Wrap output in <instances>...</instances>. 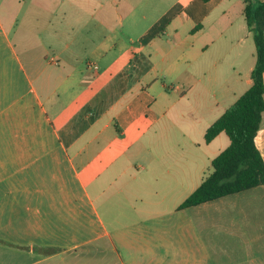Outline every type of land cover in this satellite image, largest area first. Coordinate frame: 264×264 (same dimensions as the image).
<instances>
[{
	"label": "crops",
	"instance_id": "1",
	"mask_svg": "<svg viewBox=\"0 0 264 264\" xmlns=\"http://www.w3.org/2000/svg\"><path fill=\"white\" fill-rule=\"evenodd\" d=\"M2 7L12 14L0 16V264H63L87 246L114 251L113 264H210L226 251L201 229L256 243L264 186L178 210L229 145L224 133L205 144L206 129L252 85L243 0ZM175 94L203 133L180 159L150 144ZM254 143L264 161V113ZM161 148L170 160L154 154Z\"/></svg>",
	"mask_w": 264,
	"mask_h": 264
},
{
	"label": "trees",
	"instance_id": "2",
	"mask_svg": "<svg viewBox=\"0 0 264 264\" xmlns=\"http://www.w3.org/2000/svg\"><path fill=\"white\" fill-rule=\"evenodd\" d=\"M243 1V14L256 52V62L251 72L252 85L206 129L205 144L224 133L229 139V145L212 160V172L179 205L178 210L264 186V161L254 143L264 113V1ZM37 250L42 255H52L57 251L54 248Z\"/></svg>",
	"mask_w": 264,
	"mask_h": 264
},
{
	"label": "rangeland",
	"instance_id": "3",
	"mask_svg": "<svg viewBox=\"0 0 264 264\" xmlns=\"http://www.w3.org/2000/svg\"><path fill=\"white\" fill-rule=\"evenodd\" d=\"M2 2L8 3L11 0H0ZM5 8H0V16H7L10 17L12 14L11 8L10 12L3 13V10ZM11 13V14H10ZM180 95L175 94L172 98L173 101H176V103H173V109L168 112L166 116H164L158 123V127L162 131V135L160 138H154L153 141L150 142L151 145H157V146H170L171 147V154L174 150L176 151L174 153V156H177V159L181 158V152L179 151L180 147H185L187 145H190V143H203V133H202V124L196 123L194 126H191V119L189 117H185V114L187 113L186 110V101L185 100H179ZM147 142V139H145ZM163 148L159 149L157 151L156 155L165 158L163 160L168 161L166 155L167 152L162 151ZM185 151V148H184ZM216 151L212 148V146L209 148V154L212 156L213 153ZM151 159V156L148 158H145L144 161L146 163ZM143 161V162H144ZM168 166V165H166ZM165 171V168H161V174ZM153 174L154 171H153ZM152 175L151 173L147 174L146 177ZM142 177L138 176V179H141ZM150 181V179H148ZM153 190L147 189L145 191V194L143 195V198L148 201V199L152 198ZM257 197V204L261 209L262 213H264V193L262 190L258 191L256 193ZM241 202V201H240ZM257 225H256V233H257V239L256 243H245L244 240L242 242H237L236 237L233 236V232L228 229L227 227L224 229H220L219 233H215L213 231H207V230H199L200 235L204 238V240L209 243H204L207 245H210L212 247H215L216 245H219L217 251H220L223 249L226 251V255L223 257L215 256L211 259L210 264H264V214L262 216H257ZM195 234V232H194ZM218 235V236H215ZM195 237V235H194ZM214 238H217L218 243L214 240ZM198 245L199 243H195V245ZM194 245V244H193ZM94 251L95 248L93 247H84L80 250H78L77 255H67L64 258L63 264H113L115 261V258L117 254L110 249L103 250L105 254H99L97 256H92L86 254V252ZM37 252L38 250L35 249ZM161 251L165 252L164 249H161ZM160 251V252H161ZM232 253V254H231ZM230 254V255H229ZM169 259L173 260L172 251L171 254H169ZM147 260V258H144V260ZM203 260H199L198 263L194 264H204ZM231 260L232 263H231ZM105 262V263H102ZM209 264V263H208Z\"/></svg>",
	"mask_w": 264,
	"mask_h": 264
}]
</instances>
